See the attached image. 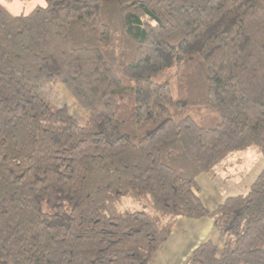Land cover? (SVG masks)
I'll return each instance as SVG.
<instances>
[{"label":"trees","instance_id":"trees-1","mask_svg":"<svg viewBox=\"0 0 264 264\" xmlns=\"http://www.w3.org/2000/svg\"><path fill=\"white\" fill-rule=\"evenodd\" d=\"M55 82L86 124L39 94ZM251 147L264 159V0L0 1V264H150L200 218L225 243L185 264H264V165L215 209L197 182Z\"/></svg>","mask_w":264,"mask_h":264},{"label":"rangeland","instance_id":"rangeland-1","mask_svg":"<svg viewBox=\"0 0 264 264\" xmlns=\"http://www.w3.org/2000/svg\"><path fill=\"white\" fill-rule=\"evenodd\" d=\"M0 1L16 13H27L37 5L46 4V0ZM38 92L53 108H66L81 124L87 123L88 113L78 106L76 100L61 83L55 82L44 85L38 89ZM173 92H176L174 84ZM188 112H190L189 109L183 111V114ZM263 165V156L252 147L229 156L217 167L213 176L206 173L198 176L197 182L201 187L200 196L203 202L208 208L215 209L228 196L246 192L252 181L260 173ZM120 206L122 209L131 210L141 208L140 205L131 200L122 201ZM186 221L189 220L180 219L171 238L161 245L150 264H181L190 250L207 241L210 237L222 251L225 238L217 228L202 231L201 224L199 227L191 228L185 224ZM201 233L210 237L201 240Z\"/></svg>","mask_w":264,"mask_h":264},{"label":"crops","instance_id":"crops-1","mask_svg":"<svg viewBox=\"0 0 264 264\" xmlns=\"http://www.w3.org/2000/svg\"><path fill=\"white\" fill-rule=\"evenodd\" d=\"M14 12V11H13ZM211 176V175H210ZM201 188V187H200ZM201 191V190H200ZM220 205V204H219ZM187 220H189V221H186V223L185 224H187V226H189V227H191V228H195V226H198L199 227V225H200V227H202V231L204 230V229H209V230H211L212 228H214L215 226H214V222H213V220L212 219H210V218H200V219H187ZM179 222H180V220L177 222V224H179ZM190 222V223H189ZM177 224L175 225V228H176V226H177ZM175 228L173 229V232H174V230H175ZM173 232H172V234H173ZM172 234H171V236H172ZM171 236H170V238H171ZM200 237H202L201 238V240L202 239H206L207 237H210V236H208V235H206V234H204V233H201V235H200ZM169 238V239H170ZM168 239V240H169ZM209 239H211V237L209 238ZM208 239V240H209ZM167 240V241H168ZM200 241V240H199ZM198 241V242H199ZM198 247V246H197ZM196 247V248H197ZM196 248H194L193 250H190L189 252H188V254L185 256L186 258H184L185 260H182V262H181V264H185V262L187 261V259L189 258V256L192 254V252L196 249ZM159 250V249H158ZM151 263V262H150Z\"/></svg>","mask_w":264,"mask_h":264}]
</instances>
